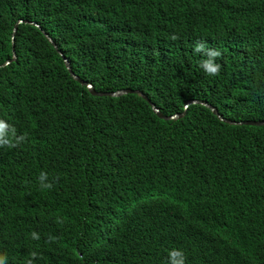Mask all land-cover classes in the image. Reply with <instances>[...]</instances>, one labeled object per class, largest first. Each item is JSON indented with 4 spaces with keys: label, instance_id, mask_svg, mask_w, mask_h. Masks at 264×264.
Listing matches in <instances>:
<instances>
[{
    "label": "trees",
    "instance_id": "obj_1",
    "mask_svg": "<svg viewBox=\"0 0 264 264\" xmlns=\"http://www.w3.org/2000/svg\"><path fill=\"white\" fill-rule=\"evenodd\" d=\"M0 120L6 264H264V0H0Z\"/></svg>",
    "mask_w": 264,
    "mask_h": 264
},
{
    "label": "clouds",
    "instance_id": "obj_2",
    "mask_svg": "<svg viewBox=\"0 0 264 264\" xmlns=\"http://www.w3.org/2000/svg\"><path fill=\"white\" fill-rule=\"evenodd\" d=\"M172 38L176 39L175 36H173ZM194 51L197 53L204 52L205 55L207 56V59L203 60L200 65L201 68L206 72V74L210 76H215L219 74L221 66L220 64L215 62L216 58L221 56V52L218 49H206L203 43H197L194 48ZM8 128H9V125L3 120H0V146L7 145L9 147H15L16 144H18L20 141L25 139V136L22 135L20 137H16L15 129L13 128L12 136L8 137V134H7ZM47 179H48L47 173L41 172L39 176L41 187L46 188V189H51L52 184L49 182H46ZM32 236L34 239H38V236L36 235V233H33ZM35 255H36L35 253H32L33 257ZM171 257H172L171 264H184L182 254L180 252L173 251L171 253ZM0 264H6V256H0ZM29 264H31V261H29Z\"/></svg>",
    "mask_w": 264,
    "mask_h": 264
},
{
    "label": "water",
    "instance_id": "obj_3",
    "mask_svg": "<svg viewBox=\"0 0 264 264\" xmlns=\"http://www.w3.org/2000/svg\"><path fill=\"white\" fill-rule=\"evenodd\" d=\"M20 22H18L19 24ZM17 24V25H18ZM17 25L14 27V30H13V35H12V44H13V54H14V59L16 58V52H15V47H14V42H15V36H16V31H17ZM45 33V32H44ZM46 37L49 39L50 42L53 43L54 47L57 49V46L55 45V43L53 42V40L48 36L47 33H45ZM61 56L63 57L64 59V62L66 64V66H68L69 70L71 71V75L73 76V78L80 82L82 85H86L87 88L90 90L91 94L94 95V96H97V97H122L124 95H127V94H138L139 96H141L143 99L149 101L148 97L146 95H144L142 92L140 91H135V90H130V89H125V90H120L118 92H110V93H104V92H96L93 90V87L91 84H86V82L82 81L76 74L75 72L73 71V67H72V64L71 62L69 61L68 58H66L62 53H60ZM12 60V61H13ZM11 62H9L8 64H10ZM150 102V101H149ZM199 102H196V101H192L190 102L186 109H188L191 105L193 104H197ZM203 104V103H202ZM205 105L207 108H209L210 110L213 111V113L215 115H217L221 120L225 121L220 115H218V112L216 111V109L214 107H212L211 105L209 104H203ZM151 106L152 108L155 110V112L158 113V115L160 116V118L162 119H165V120H173V119H178V118H182L184 117L185 114H180V115H174V116H164L160 109L155 106L154 104L151 103ZM231 124L233 125H236V124H240V125H247V126H264V121H248L246 123H236V122H230Z\"/></svg>",
    "mask_w": 264,
    "mask_h": 264
}]
</instances>
